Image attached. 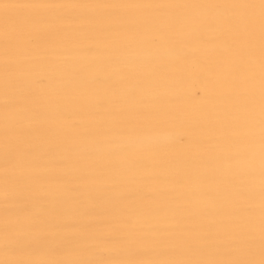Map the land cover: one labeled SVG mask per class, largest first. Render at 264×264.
Masks as SVG:
<instances>
[{
  "label": "bare ground",
  "instance_id": "bare-ground-1",
  "mask_svg": "<svg viewBox=\"0 0 264 264\" xmlns=\"http://www.w3.org/2000/svg\"><path fill=\"white\" fill-rule=\"evenodd\" d=\"M0 264H264V0H0Z\"/></svg>",
  "mask_w": 264,
  "mask_h": 264
}]
</instances>
